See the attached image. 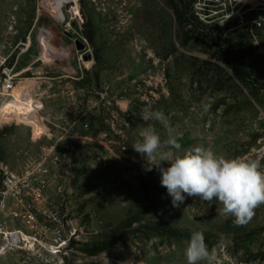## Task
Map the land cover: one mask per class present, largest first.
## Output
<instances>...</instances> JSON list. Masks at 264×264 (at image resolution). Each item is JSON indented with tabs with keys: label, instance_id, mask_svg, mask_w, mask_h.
I'll return each mask as SVG.
<instances>
[{
	"label": "rangeland",
	"instance_id": "374dc122",
	"mask_svg": "<svg viewBox=\"0 0 264 264\" xmlns=\"http://www.w3.org/2000/svg\"><path fill=\"white\" fill-rule=\"evenodd\" d=\"M241 3L0 0V79L10 66L35 84L49 130L0 112V231L29 242L5 247L0 264H187L193 231L219 264H264V205L240 227L199 197L174 207L132 148L148 123L167 138L140 118L162 110L182 150L264 168V28Z\"/></svg>",
	"mask_w": 264,
	"mask_h": 264
},
{
	"label": "clouds",
	"instance_id": "9594fccd",
	"mask_svg": "<svg viewBox=\"0 0 264 264\" xmlns=\"http://www.w3.org/2000/svg\"><path fill=\"white\" fill-rule=\"evenodd\" d=\"M140 118L159 122L165 130L167 138L162 140L153 124L140 127V139L132 148L146 161L145 171L153 167L159 170L161 186L167 189L174 207L186 196H195L209 205H222L221 214L232 217L237 227L252 220L255 210L264 205V168L260 160L226 158L203 145L182 150L180 137L162 110L145 108ZM162 162L169 166L162 167ZM155 241L153 237L150 243ZM184 255L187 264H219L217 248H209L201 231L191 232Z\"/></svg>",
	"mask_w": 264,
	"mask_h": 264
},
{
	"label": "built area",
	"instance_id": "2783aa9c",
	"mask_svg": "<svg viewBox=\"0 0 264 264\" xmlns=\"http://www.w3.org/2000/svg\"><path fill=\"white\" fill-rule=\"evenodd\" d=\"M237 1L238 3L242 2L238 7L237 14L240 13L243 15L245 13H249L253 16L252 23L260 28H264V0H231ZM232 11L224 12V19L230 20L232 16ZM15 67L4 66L1 71V79H0V96L4 97L5 103L4 112L1 113L4 120L2 122H16V120L6 121L8 117L13 115L14 112L19 113V115L24 116L25 119L23 121H27L26 123L19 122V124L26 125L30 128L32 133L34 124L33 121L37 119H42V123L45 125V120L42 117L44 106L42 101V95L38 91L39 89H35L33 86L35 85L31 81H20L19 74L14 71ZM26 85H23V84ZM22 87V91L19 93V97L15 98L13 96V91L20 86ZM27 105H31L29 108H26ZM18 115V114H16ZM46 126V125H45ZM47 128V126H46ZM84 128H88L87 125H84ZM48 129V128H47ZM49 132V130H48ZM43 135V134H42ZM46 135V134H44ZM40 136V135H39ZM18 233L14 231H0V236L5 242L4 246L0 247V253L5 250V247L11 248H20L19 242L22 241L26 244L29 242L24 240V236L22 235L20 241L18 240ZM20 234V233H19Z\"/></svg>",
	"mask_w": 264,
	"mask_h": 264
},
{
	"label": "bare ground",
	"instance_id": "6f19581e",
	"mask_svg": "<svg viewBox=\"0 0 264 264\" xmlns=\"http://www.w3.org/2000/svg\"><path fill=\"white\" fill-rule=\"evenodd\" d=\"M18 89H19V86L13 91L12 94H13L14 97H15L16 92H17ZM15 98H16V97H15ZM30 106H31V105H27L26 108H29ZM4 109H5L4 106L1 107V108H0V112H1V113L4 112ZM16 114H18V115H16ZM10 118H11L12 120H16V121H17V120L23 121V119H25L24 116L19 115V113H17V112H14L13 115L10 116ZM26 119H28V118H26ZM26 119H25V120H26ZM38 120H39V119H37L36 121H33V124L36 123ZM23 122L26 123L27 121H23ZM41 122H42V121H41ZM42 124H43V123H42ZM34 125H36V124H34ZM47 130H48V129H47ZM33 132H34V133H37L36 131H34V129H33ZM37 134H38V133H37Z\"/></svg>",
	"mask_w": 264,
	"mask_h": 264
},
{
	"label": "water",
	"instance_id": "95a60500",
	"mask_svg": "<svg viewBox=\"0 0 264 264\" xmlns=\"http://www.w3.org/2000/svg\"><path fill=\"white\" fill-rule=\"evenodd\" d=\"M74 45H75V48H76L77 51H81L82 52L86 48L85 44L80 42V41H78V40H74Z\"/></svg>",
	"mask_w": 264,
	"mask_h": 264
}]
</instances>
